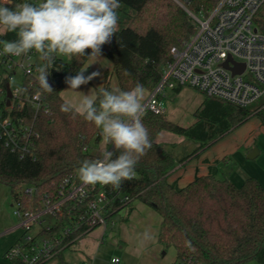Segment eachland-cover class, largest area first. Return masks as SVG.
<instances>
[{"label":"trees","instance_id":"trees-1","mask_svg":"<svg viewBox=\"0 0 264 264\" xmlns=\"http://www.w3.org/2000/svg\"><path fill=\"white\" fill-rule=\"evenodd\" d=\"M218 1L194 0L191 7L208 12ZM22 2L35 4L33 0L15 3ZM117 15L118 30L105 52L113 63V74L122 90L128 91L139 82L149 92L161 79L171 48L188 40L195 25L173 0H120ZM256 23L264 32V5ZM16 38L15 33H0V41ZM85 51L90 55L91 49ZM88 59L58 55L48 68L50 93L40 87L37 75L24 78V93L41 92L50 112L36 114L28 109L23 113L34 122L37 132L26 142L28 152L23 156L0 139V183L11 188L14 200L26 210L41 209L43 199L55 197L66 178L79 173L85 159L99 157L89 148L93 141H101V129L74 112L61 111V105L69 103L61 94L66 78L80 74ZM111 87L107 72L102 88ZM96 92L99 96L100 88ZM253 106L240 107L208 97L190 126L175 124L164 114L144 112L142 122L152 148L136 165L135 177L124 181L120 190L132 201L139 200L158 212L162 218L158 240L175 249V263L186 259L192 264H244L251 260L264 264V185L254 176L236 185L229 179L204 175L176 189L167 180L175 166L174 157L155 140L162 129H169L200 139L203 148L254 115L264 119V101ZM22 186L33 187L34 192L20 191Z\"/></svg>","mask_w":264,"mask_h":264},{"label":"built area","instance_id":"built-area-1","mask_svg":"<svg viewBox=\"0 0 264 264\" xmlns=\"http://www.w3.org/2000/svg\"><path fill=\"white\" fill-rule=\"evenodd\" d=\"M18 1L13 0V4ZM173 1L190 16L195 32L181 46L171 48V57L161 79L143 103L145 112L164 114L166 90L184 86L240 107H249L262 100L264 32L257 26L256 18L264 0H219L208 12L193 9L194 0ZM33 2L38 4L41 0ZM9 5L12 4L6 6ZM2 48L0 44V139L13 152L23 156L28 152L26 142L37 135L34 122H29L23 113L28 109L36 114L50 112V106L41 92L17 94V89L11 88L12 95L8 96L5 84L11 85L16 67L29 76L39 73L31 61L35 50L27 56L14 57L2 54ZM237 65H244L241 73L233 71ZM108 150L112 151L113 146ZM20 189L30 194L34 192L33 187ZM132 202L129 195L111 185H85L79 173H75L66 178L55 197L46 196L42 208L37 211L26 210L15 200V213L21 218L19 226L25 232L6 252V258L11 264H46L84 234L99 226L106 229L113 215ZM47 215L51 220L45 219ZM36 226L39 227L33 233ZM112 262L119 264L120 258H113ZM174 264L192 263L181 259Z\"/></svg>","mask_w":264,"mask_h":264},{"label":"clouds","instance_id":"clouds-1","mask_svg":"<svg viewBox=\"0 0 264 264\" xmlns=\"http://www.w3.org/2000/svg\"><path fill=\"white\" fill-rule=\"evenodd\" d=\"M8 4L13 0H0V26L4 35L15 33L17 38L0 41L2 54L21 57L31 50L39 53L44 64L37 68V79L49 93L53 89L47 82L48 68L58 55L88 57L91 64L100 62L102 46L110 43L118 30L120 0H41L38 4L14 3L12 8ZM86 49H91L90 55ZM92 76L85 77L81 72L67 77L65 82L69 89L77 90ZM24 92V88L17 89V94ZM144 95L139 82L128 91L113 85L110 90L100 88L99 96L83 94L78 105H61L62 112H74L101 129L103 146L99 157L85 159L79 168V178L85 185L99 183L118 190L124 181L135 177L136 165L152 148L149 131L142 122ZM108 145L113 146V151L108 150ZM137 235L141 246L155 238L149 228Z\"/></svg>","mask_w":264,"mask_h":264},{"label":"crops","instance_id":"crops-1","mask_svg":"<svg viewBox=\"0 0 264 264\" xmlns=\"http://www.w3.org/2000/svg\"><path fill=\"white\" fill-rule=\"evenodd\" d=\"M110 44L111 42L102 46L100 62L91 64L92 61L88 59L81 69L85 77L92 76L93 73L97 74L88 82L93 84L96 90L104 86L107 72L110 73L111 86L118 85V80L113 74V63L105 54ZM114 79L117 80V84L116 80L113 82ZM86 85H81L77 90L81 89L84 92L82 87ZM61 94L69 103L79 104V100L70 96L67 90L65 92V87ZM207 98L205 95L200 107H203ZM164 135L165 132L158 134L155 140L174 157L175 166L168 173L167 180L176 189H181L204 175L229 179L236 185H241L247 178L254 176L264 185V119L260 116L254 115L203 148V141L200 139L180 135L177 141L171 143L172 141L165 139ZM260 158L263 160L256 164L255 162ZM161 221L162 218L155 209L139 200H134L125 209L113 215L107 226L108 228L111 225L108 234L107 228L103 229L100 238L103 240L107 235V238L121 248L122 258L132 264H174L176 253L167 262L160 258L161 254H166L161 253L164 245L158 240ZM19 228L21 227L18 224L9 230L16 231ZM145 228H149L155 238L141 246L137 234ZM113 258L120 256L116 255ZM121 262L120 258L119 264Z\"/></svg>","mask_w":264,"mask_h":264},{"label":"rangeland","instance_id":"rangeland-1","mask_svg":"<svg viewBox=\"0 0 264 264\" xmlns=\"http://www.w3.org/2000/svg\"><path fill=\"white\" fill-rule=\"evenodd\" d=\"M3 30V28H0ZM33 63L36 64V68L43 66L44 61L40 59V54L35 53L31 59ZM36 73H38L36 71ZM26 74L22 68L16 67L14 69L13 77L11 79V88L18 89L23 87V82ZM115 78V77H114ZM116 79L113 80L115 82ZM117 84V80H116ZM84 88V92L82 90H72L69 89V85L65 86L66 90L69 92V95L76 98L79 102L83 98V94H92L96 96V88L93 84L87 83ZM149 96V92L145 91L144 101ZM205 95L189 86H184L180 89V91L167 89L164 97L165 100V113L164 115L170 121L175 124L181 126H190L196 120V111L200 107L203 102ZM264 101V98L255 104L256 107L261 102ZM252 107V108H253ZM165 132V139L172 141L171 143L177 141L180 135L185 136L184 134L177 133L175 131L169 129H162L158 134ZM157 134V135H158ZM166 140V142L169 143ZM103 146V138L100 142L93 141L90 144V149L92 152L96 154H100V150ZM108 149L112 147V145L107 146ZM263 158H260L258 162H261ZM253 161V160H251ZM259 166V165H257ZM17 209V205L14 200L13 193L11 188L3 183H0V264H11L10 260L6 258V252L15 244V241L21 239L24 235V229L19 228L16 231L9 230L11 227L20 224L21 218L15 213ZM47 221L51 220V217L48 215L45 216ZM111 226V225H110ZM110 226L106 229L107 234L110 230ZM39 227V226H38ZM36 226L33 233H35L38 229ZM103 227L99 226L93 229L92 231L84 234L76 243H74L71 247L66 248L62 256H56L51 261L46 264H81L86 261L89 264H114L112 262L114 256H120L122 262L120 264H132L126 259L122 258V250L119 246L115 245V243L107 238V235L104 236V240H101L100 233L103 231ZM166 254H161L160 258L164 262L169 261L173 255H175V249L173 247H165L162 252ZM244 264H259L255 260H251Z\"/></svg>","mask_w":264,"mask_h":264},{"label":"water","instance_id":"water-1","mask_svg":"<svg viewBox=\"0 0 264 264\" xmlns=\"http://www.w3.org/2000/svg\"><path fill=\"white\" fill-rule=\"evenodd\" d=\"M227 65L228 63H225V66ZM243 70H244V65H237L235 68H233V71L238 73H241ZM47 82L49 83L50 86L52 85L49 77L47 78ZM11 95H12V90L10 85H8V96L11 97Z\"/></svg>","mask_w":264,"mask_h":264}]
</instances>
